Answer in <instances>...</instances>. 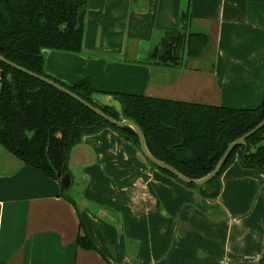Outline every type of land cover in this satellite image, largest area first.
<instances>
[{
	"label": "crops",
	"instance_id": "obj_1",
	"mask_svg": "<svg viewBox=\"0 0 264 264\" xmlns=\"http://www.w3.org/2000/svg\"><path fill=\"white\" fill-rule=\"evenodd\" d=\"M187 8L208 45L180 67L157 64ZM81 11L85 53L50 51L44 69L88 78L100 105L117 109L112 93L231 108L264 98V0H88ZM68 170L75 204L0 143V264H264L263 176L237 160L203 200L103 128L72 147ZM84 233L96 249L76 244Z\"/></svg>",
	"mask_w": 264,
	"mask_h": 264
},
{
	"label": "trees",
	"instance_id": "obj_2",
	"mask_svg": "<svg viewBox=\"0 0 264 264\" xmlns=\"http://www.w3.org/2000/svg\"><path fill=\"white\" fill-rule=\"evenodd\" d=\"M88 0H0V55L25 69L45 76L82 99L119 119L111 107L93 101V88L88 78L67 84L44 69L50 51L83 54L85 12L79 9ZM189 9L181 14L182 32L171 36L165 54L157 64L180 67L186 56H199L208 45L203 33L189 31ZM180 43V56L175 47ZM38 89L37 91H33ZM121 100L126 116L141 130L149 152L190 178H201L210 172L228 144L254 128L264 118V98L254 108H231L172 100L144 95L112 93ZM79 118L82 128L77 122ZM108 127L139 148L137 135L129 126L117 127L104 120L83 104L55 87L0 61V143L24 163L32 165L60 182L69 173L72 147L83 135ZM181 134L185 141L181 142ZM264 126L236 146L220 171L204 186L184 183L169 171L147 162L160 173L175 181L198 189L201 195L214 198L219 191L217 178L237 158L244 168H255L264 175ZM264 182V178H263ZM70 185L61 186L63 196ZM76 244L96 249L88 233L78 235ZM264 256V254H263ZM264 259V258H263Z\"/></svg>",
	"mask_w": 264,
	"mask_h": 264
},
{
	"label": "water",
	"instance_id": "obj_3",
	"mask_svg": "<svg viewBox=\"0 0 264 264\" xmlns=\"http://www.w3.org/2000/svg\"><path fill=\"white\" fill-rule=\"evenodd\" d=\"M173 39H170L169 41H161L160 44V48L157 51L158 56H163L165 54V51L167 49L166 44L172 43ZM180 47L181 44L178 43L175 47V54L176 57L180 56ZM187 48H188V41L186 42V46L184 49V53H185V58L186 53H187ZM0 61L9 65L10 67H13L21 72H24L32 77H35L53 87H55L56 89H58L59 91L69 95L70 97L74 98L75 100H77L78 102H80L81 104H83L85 107H87L88 109H90L91 111H93L95 114H97L98 116L102 117L103 119L107 120L109 123H111L112 125H115L117 127H122V126H129L137 135L139 143H140V154L141 156H143L144 158H147L149 161H151L154 165L161 167L167 171H169L170 173H172L173 175H175L178 179H180L181 181L185 182V183H193L196 185H202L204 184L206 181L210 180L213 176H215L221 169L222 165L224 164L226 158L228 157V155L230 154V152L239 144L244 143V141L246 140V138H248L249 136H251L252 134H254L256 131H258L260 128H262L264 126V118L251 130H249L248 132L244 133L243 135L239 136L238 138L234 139L232 142H230L227 146V148L225 149V151L223 152L222 156L219 158L217 164L215 165V167L205 176L201 177V178H190L187 177L185 175H183L182 173H180L177 169H175L174 167H172L171 165L167 164L166 162L159 160L157 158H155L147 149L146 144H145V139L144 136L141 132V130L139 129V127L132 121H129L125 118H123L122 120H115L112 117H110L109 115L105 114L102 110H100L99 108L93 106L91 103L87 102L86 100L82 99L81 97H79L77 94L71 92L69 89H67L66 87L60 85L59 83L41 76L39 74H36L32 71H29L27 69H25L24 67L17 65L11 61H9L8 59H6L5 57H3L2 55H0ZM117 101L120 103L121 105V110H122V114L123 117H125V113H124V108L123 105L121 103V100L116 98ZM77 122H79V124L82 126V128H87L83 125V123L81 122L80 119H77ZM84 136V135H83ZM184 141V138H183ZM182 141V142H183ZM60 183L61 186L67 188L70 183H71V179H70V175L69 173H65L61 179H60ZM66 195H68L70 198L71 194H70V188L66 191L65 193ZM73 200V198H72Z\"/></svg>",
	"mask_w": 264,
	"mask_h": 264
},
{
	"label": "flooded vegetation",
	"instance_id": "obj_4",
	"mask_svg": "<svg viewBox=\"0 0 264 264\" xmlns=\"http://www.w3.org/2000/svg\"><path fill=\"white\" fill-rule=\"evenodd\" d=\"M47 56V55H46ZM37 74V73H36ZM42 76V75H41ZM45 77V76H44ZM39 80V79H38ZM41 81V80H40ZM43 82V81H42ZM38 89H35V90H33V91H37ZM95 94V93H94ZM93 94V95H94ZM115 99L117 98V97H114ZM119 99V98H118ZM93 101L98 105V106H107V107H111V108H113V110L115 111V112H117V114H118V117H119V119H115V120H122L123 118H125V119H127V120H129V121H131L127 116H126V113H125V109H124V113H125V117H123V114H122V110H121V105H120V103H119V107L116 109L115 107H113V106H109V105H100V104H98L95 100H94V98H93ZM262 101V100H261ZM122 103V102H121ZM261 103V102H260ZM123 105V104H122ZM260 105V104H259ZM258 106V105H257ZM257 106H255V107H257ZM96 107V106H95ZM98 108V107H97ZM123 108H124V106H123ZM254 108V107H253ZM101 110V109H100ZM105 113V112H104ZM106 114V113H105ZM108 115V114H107ZM110 116V115H109ZM111 117V116H110ZM102 118V117H101ZM113 118V117H112ZM77 119H79V118H77ZM114 119V118H113ZM105 120V119H104ZM107 121V120H106ZM82 122V121H81ZM133 122V121H132ZM79 123V122H78ZM111 124V123H110ZM81 126V125H80ZM85 126V125H84ZM82 127V126H81ZM86 127V126H85ZM105 128H108V127H105ZM103 129V128H102ZM108 129H110V128H108ZM101 130V129H100ZM110 130H112V129H110ZM113 131V130H112ZM113 132H115V131H113ZM116 133V132H115ZM117 134V133H116ZM118 135V134H117ZM119 136V135H118ZM120 137V136H119ZM181 137H182V139H181V142H180V144H182V143H184V141H185V137H184V135L183 134H181ZM121 139H123L122 137H120ZM138 138V137H137ZM183 138H184V141H183ZM124 140V139H123ZM125 142H127V143H129L130 145H132V146H134L130 141H126V140H124ZM183 141V142H182ZM138 142H139V140H138ZM232 142V141H231ZM263 142H264V138H263ZM137 150H138V153H139V155L141 156V154H140V143H139V148H137L136 146H134ZM232 152V151H231ZM230 152V153H231ZM222 156V155H221ZM229 156V155H228ZM146 162H147V158H144L143 156H141ZM156 158V157H155ZM158 159V158H157ZM227 159V158H226ZM160 160V159H159ZM235 160H237L238 162H239V160L236 158ZM234 160V161H235ZM233 161V162H234ZM151 162V161H150ZM232 162V163H233ZM152 163V162H151ZM231 163V164H232ZM147 164H149L148 162H147ZM168 164V163H167ZM230 164V165H231ZM239 164H240V162H239ZM229 165V166H230ZM241 165V164H240ZM149 166H151L150 164H149ZM228 166V167H229ZM152 167V166H151ZM173 167V166H172ZM227 167V168H228ZM153 168V167H152ZM226 168V169H227ZM244 168V167H243ZM153 169H155V168H153ZM225 169V170H226ZM246 169H255V168H246ZM155 170H157V169H155ZM224 170V171H225ZM255 170H257V169H255ZM158 171V170H157ZM223 171V172H224ZM258 171V170H257ZM159 172V171H158ZM259 172V171H258ZM160 173V172H159ZM209 173V172H208ZM207 173V174H208ZM261 173V172H260ZM160 174H162V173H160ZM262 174V173H261ZM162 175H164V174H162ZM164 176H166V175H164ZM205 176V175H204ZM221 176V175H220ZM262 176H263V178H264V175L262 174ZM166 177H168V176H166ZM170 178V177H169ZM172 179V178H171ZM174 180V179H173ZM175 181V180H174ZM175 182H177V181H175ZM183 182V181H182ZM207 182V181H206ZM217 182L219 183V185H220V187H219V191H218V194H219V192H220V190H221V179H220V177L219 178H217ZM262 182H263V180H262ZM178 184H180V185H182V186H184V187H186V188H189V189H192V188H190V187H187V186H185V185H183V184H181V183H179V182H177ZM185 183V182H184ZM264 183V182H263ZM205 184V183H204ZM204 184H202V185H200V186H202V189H206L207 190V193H210V192H212L213 191V188H211V187H205L204 186ZM193 190H196L197 192H198V194L201 196V197H203L202 199L203 200H205V199H214V198H210L209 196H203V195H201L200 194V192L198 191V189H193Z\"/></svg>",
	"mask_w": 264,
	"mask_h": 264
},
{
	"label": "rangeland",
	"instance_id": "obj_5",
	"mask_svg": "<svg viewBox=\"0 0 264 264\" xmlns=\"http://www.w3.org/2000/svg\"><path fill=\"white\" fill-rule=\"evenodd\" d=\"M77 144V143H76Z\"/></svg>",
	"mask_w": 264,
	"mask_h": 264
}]
</instances>
